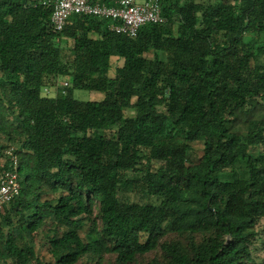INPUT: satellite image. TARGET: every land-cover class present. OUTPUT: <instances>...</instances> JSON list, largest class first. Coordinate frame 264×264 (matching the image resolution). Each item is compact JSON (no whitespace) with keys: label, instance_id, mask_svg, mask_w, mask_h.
I'll return each mask as SVG.
<instances>
[{"label":"trees","instance_id":"1","mask_svg":"<svg viewBox=\"0 0 264 264\" xmlns=\"http://www.w3.org/2000/svg\"><path fill=\"white\" fill-rule=\"evenodd\" d=\"M159 1L130 39L0 0V264H264V0Z\"/></svg>","mask_w":264,"mask_h":264},{"label":"built area","instance_id":"2","mask_svg":"<svg viewBox=\"0 0 264 264\" xmlns=\"http://www.w3.org/2000/svg\"><path fill=\"white\" fill-rule=\"evenodd\" d=\"M33 1L35 6L41 5L52 9L50 22L55 33L63 32L75 15L111 20L112 25L109 30L130 39H136L145 25L166 23L159 0H110L112 5L100 0ZM62 86L68 88L69 83L64 82ZM5 155L11 159L12 169L0 175V209L15 200L21 192L17 172L19 160L15 148H7Z\"/></svg>","mask_w":264,"mask_h":264},{"label":"rangeland","instance_id":"3","mask_svg":"<svg viewBox=\"0 0 264 264\" xmlns=\"http://www.w3.org/2000/svg\"><path fill=\"white\" fill-rule=\"evenodd\" d=\"M70 46H67V48L63 51V55L66 56V58L72 57V52L69 50L71 47V43H69ZM64 83V81H62ZM75 97L81 101H97L101 102L104 100V94L101 93H90L85 91H77L75 93ZM132 200L137 203H150V204H159V202L156 199H146L145 197L139 196V195H132ZM262 256L264 257V252L262 253Z\"/></svg>","mask_w":264,"mask_h":264},{"label":"crops","instance_id":"4","mask_svg":"<svg viewBox=\"0 0 264 264\" xmlns=\"http://www.w3.org/2000/svg\"><path fill=\"white\" fill-rule=\"evenodd\" d=\"M118 66H119V67H122V66H123L122 62H120Z\"/></svg>","mask_w":264,"mask_h":264}]
</instances>
